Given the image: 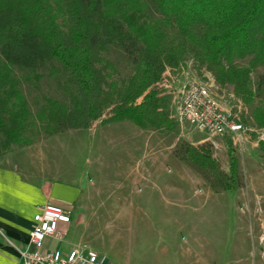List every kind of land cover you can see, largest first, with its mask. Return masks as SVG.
Here are the masks:
<instances>
[{
    "label": "trees",
    "instance_id": "16d2710c",
    "mask_svg": "<svg viewBox=\"0 0 264 264\" xmlns=\"http://www.w3.org/2000/svg\"><path fill=\"white\" fill-rule=\"evenodd\" d=\"M149 6L158 17H149ZM112 42L124 49L129 74L118 76L103 57ZM187 54L206 62L264 127V73L250 78L252 68H264V0H0V154L30 143L26 132L35 125L14 66L45 63L49 75L63 73L73 88L66 87L67 105L45 99L38 115L45 135L89 129L98 119L170 131L157 84ZM243 58L247 64L235 63ZM226 147L227 173L207 150L186 146L181 159L212 191L235 190L236 158L230 142ZM258 148L264 159V142Z\"/></svg>",
    "mask_w": 264,
    "mask_h": 264
},
{
    "label": "rangeland",
    "instance_id": "374dc122",
    "mask_svg": "<svg viewBox=\"0 0 264 264\" xmlns=\"http://www.w3.org/2000/svg\"><path fill=\"white\" fill-rule=\"evenodd\" d=\"M148 15L158 17L152 6L148 7ZM102 55L114 65L118 76L131 72V63L117 42L109 44ZM247 60L236 59L235 63L245 65ZM261 73H264L263 67L252 68V83ZM12 74L19 81L30 115L35 120L26 136L31 141L45 137L38 127L42 123L38 115L45 99H56L67 105L66 87L72 91L73 88L66 85L63 73L49 75L45 63L33 70L14 66ZM190 83L210 85L213 96L238 116L244 126L239 139L232 141L231 136H211L178 119L175 107L179 90ZM157 86L161 108L172 121L173 130L147 127L145 131L126 121L103 131L99 128L71 129L52 137L76 143L80 155L99 159L54 160L59 161L57 167L61 170L76 171L86 185L90 186L91 181L98 195L97 201L91 204L84 199L83 204L88 203L83 209L71 208V227L65 240L73 247L91 248L110 264H162L158 260L164 253L185 252L187 244L197 250L199 240L204 237V250L210 264H223L224 260L227 264H238L240 259L245 264L257 262L264 242V159L258 148V143L264 142V127H256L251 106L243 104L229 84L218 83L207 63L193 54H187L177 66L167 67ZM97 123H101L100 119L94 124ZM228 142L240 163L239 184L235 190L212 191L190 168L196 179L192 175H178L177 206L159 205L158 198L166 192V182L171 178L175 180L177 170L184 168L181 154L186 146L207 150L218 168L227 173L221 162ZM127 166L131 177L126 174ZM172 183L175 189L176 182ZM175 263L186 264L174 257L163 262Z\"/></svg>",
    "mask_w": 264,
    "mask_h": 264
},
{
    "label": "crops",
    "instance_id": "0c3cea01",
    "mask_svg": "<svg viewBox=\"0 0 264 264\" xmlns=\"http://www.w3.org/2000/svg\"><path fill=\"white\" fill-rule=\"evenodd\" d=\"M126 121L97 123L93 124L88 130L99 128L103 131L107 127ZM139 129L147 131L146 128ZM67 130L71 129L46 135L28 144L11 145L0 154V261L3 264H19L18 252L25 245L31 225V218L37 207L47 202H52L71 211V208L74 206L78 209L86 207L88 202L83 204L84 199H87L90 204L97 201L98 195H95L96 188L92 185L91 181L90 186L86 185L83 182V178L76 171L72 173L67 172L68 170L66 169L61 170L60 167H57L59 161H54L99 160L97 157L89 158L88 156H83L82 153L80 155V150L77 149L76 143L53 140L52 137L62 135ZM240 137L241 134L232 135L230 138L234 141ZM225 153L224 161L221 163L222 169L228 171L227 151ZM236 158L237 173L239 174L240 163L239 158L237 156ZM177 162L180 163V160H177ZM46 166H51V168H47ZM183 167L181 171L177 170V178L175 180L171 178V181L166 182V192L158 198L160 206L170 208L177 206L180 191L177 189L178 175H192L195 178V174L190 170V167L184 163ZM128 168L129 166H127L126 174L131 177ZM154 171L157 172L156 169ZM159 171L162 170L159 168ZM172 182H176L175 189H173L174 183ZM95 196L96 199H94ZM61 227L65 228L67 233L69 227H71V222L69 221L68 224ZM205 240L206 238L204 237L199 240L200 247L197 250L187 244L185 252L172 253L173 255L166 252L160 256V260L158 261L163 264L169 257H174L178 260H184L186 264H210V258L204 250ZM257 244L259 247L260 242L258 240ZM57 246L63 249L73 247L68 245L66 240L64 243L57 244ZM258 255L257 262L253 261L251 264H264V242L263 249L259 250ZM106 263L110 264L108 261ZM223 264H227V262L224 260ZM238 264H245L244 260L240 259Z\"/></svg>",
    "mask_w": 264,
    "mask_h": 264
},
{
    "label": "built area",
    "instance_id": "2783aa9c",
    "mask_svg": "<svg viewBox=\"0 0 264 264\" xmlns=\"http://www.w3.org/2000/svg\"><path fill=\"white\" fill-rule=\"evenodd\" d=\"M175 113L194 130L211 136L239 135L244 131L238 116L213 96L207 84H184ZM69 214V209L52 202L37 207L25 245L18 252L19 264H107L92 249L57 246L65 242L66 229L61 226L69 223Z\"/></svg>",
    "mask_w": 264,
    "mask_h": 264
},
{
    "label": "snow or ice",
    "instance_id": "6c2138e0",
    "mask_svg": "<svg viewBox=\"0 0 264 264\" xmlns=\"http://www.w3.org/2000/svg\"><path fill=\"white\" fill-rule=\"evenodd\" d=\"M0 264H3V262H2V261H0Z\"/></svg>",
    "mask_w": 264,
    "mask_h": 264
}]
</instances>
